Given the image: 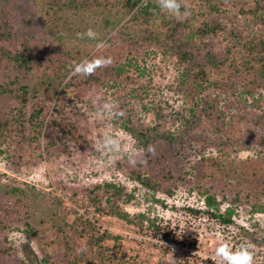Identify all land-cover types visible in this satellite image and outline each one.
I'll list each match as a JSON object with an SVG mask.
<instances>
[{
	"label": "trees",
	"instance_id": "trees-1",
	"mask_svg": "<svg viewBox=\"0 0 264 264\" xmlns=\"http://www.w3.org/2000/svg\"><path fill=\"white\" fill-rule=\"evenodd\" d=\"M139 4L0 0V156L20 167L86 152L90 131L77 102L103 89L123 112L119 127L144 150L130 166L133 182L169 197L196 194L205 209L188 210L225 226L241 208L264 214V0H181L190 15L180 20L161 13L156 0L133 12ZM36 25L43 28L39 36L31 31ZM88 28L97 40L76 37ZM101 41L107 46L96 50ZM151 54L174 68L170 89L181 101L179 109L155 108L154 124L133 105L149 96ZM96 56L113 62L89 77L71 73L72 61ZM249 150L253 155L241 156ZM30 193L0 183V264H29L10 239L16 223L39 242L44 264H75L76 239L68 229L77 228L43 217V210L37 216ZM89 193L98 213L161 234L156 219L122 206L135 200L125 187L106 182ZM106 236L90 240L101 257Z\"/></svg>",
	"mask_w": 264,
	"mask_h": 264
},
{
	"label": "rangeland",
	"instance_id": "rangeland-1",
	"mask_svg": "<svg viewBox=\"0 0 264 264\" xmlns=\"http://www.w3.org/2000/svg\"><path fill=\"white\" fill-rule=\"evenodd\" d=\"M31 31L39 36L43 28L36 25ZM145 65L146 77L151 81L149 96L143 101L135 100L133 105L146 123L154 124L155 108L163 107L166 111L179 109L181 101L170 89L176 82L174 68L154 54ZM145 82L148 83L147 80ZM113 101L111 93L101 89L91 91L77 102L85 114L82 126L90 131L86 152L71 159H46L37 165L23 163L20 167L10 165L0 156V183L29 190L36 199L34 213L37 216L43 210V217L77 228L68 229L76 239L71 258L75 264H174V261L177 264L179 261L183 264H212L215 249L225 241L233 249L241 243H251L254 245V264H264V214H252L241 208L234 224L225 226L214 218L196 216L188 210L205 209L200 196L184 190L173 197L153 193L129 178L131 164L126 158L128 151L136 149L135 141L119 127L117 117L98 114L105 102ZM105 132L118 134L122 144L128 146V151L114 159L108 152L95 150L97 137ZM244 152H241L243 157ZM125 161L127 165L124 166ZM106 182L133 192L135 200L122 206L132 216L144 213L156 219L161 234L157 236L153 228L140 229L119 218L98 213L91 202L89 189ZM26 230L23 223L14 224L10 230L18 259L29 264H44L39 242ZM80 231L83 237H79ZM102 234L107 235L102 243L107 249L105 257L96 253V245L90 243L91 236Z\"/></svg>",
	"mask_w": 264,
	"mask_h": 264
},
{
	"label": "clouds",
	"instance_id": "clouds-1",
	"mask_svg": "<svg viewBox=\"0 0 264 264\" xmlns=\"http://www.w3.org/2000/svg\"><path fill=\"white\" fill-rule=\"evenodd\" d=\"M156 5L161 13L170 15L177 20L190 15V10L181 4V0H156ZM143 6L144 0H140V4L132 11L135 12ZM97 36L98 34L92 28H88L84 33H76L78 39L97 40ZM106 46V43L103 41L96 45L97 49H102ZM112 62L111 57L96 56L91 59L85 58L79 62L72 61L69 68L73 75L89 77L94 75L97 69L108 67ZM117 108L118 105L114 101L105 102L98 114H107L111 117L122 116L123 112L117 111ZM94 147L97 151L112 154L114 159L119 158L120 153L128 151V146L122 144L121 137L118 134L108 132L97 137ZM256 147L260 149L257 145ZM143 151V149H131L128 151L129 164L134 166L137 163L136 157ZM147 151L152 153L154 152V148L150 145ZM242 155L249 156L252 155V152L245 151ZM253 247L254 245L251 243L245 242L241 243L236 249H233L227 241L222 242L215 249L212 264H254ZM174 264H177V261H174ZM178 264H183V261H179Z\"/></svg>",
	"mask_w": 264,
	"mask_h": 264
}]
</instances>
